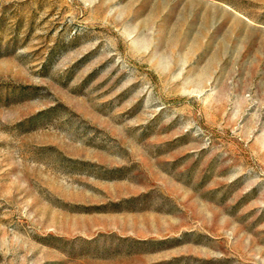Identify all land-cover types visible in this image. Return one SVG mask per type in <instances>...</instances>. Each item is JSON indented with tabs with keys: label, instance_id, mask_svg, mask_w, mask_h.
Wrapping results in <instances>:
<instances>
[{
	"label": "rangeland",
	"instance_id": "1",
	"mask_svg": "<svg viewBox=\"0 0 264 264\" xmlns=\"http://www.w3.org/2000/svg\"><path fill=\"white\" fill-rule=\"evenodd\" d=\"M0 264H264V0H0Z\"/></svg>",
	"mask_w": 264,
	"mask_h": 264
}]
</instances>
